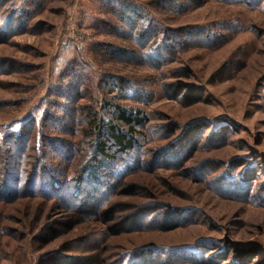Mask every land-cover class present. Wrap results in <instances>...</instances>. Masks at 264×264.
Masks as SVG:
<instances>
[{
    "label": "rangeland",
    "instance_id": "obj_1",
    "mask_svg": "<svg viewBox=\"0 0 264 264\" xmlns=\"http://www.w3.org/2000/svg\"><path fill=\"white\" fill-rule=\"evenodd\" d=\"M112 11L157 67L112 57L135 47ZM199 33L213 42L189 40ZM117 105L146 125L135 154L108 160L89 125H122ZM51 107L74 119L73 136L52 132L75 147L67 168L61 149L42 162L81 171L87 205L49 191L0 201V264H264V0H0V153Z\"/></svg>",
    "mask_w": 264,
    "mask_h": 264
},
{
    "label": "trees",
    "instance_id": "obj_2",
    "mask_svg": "<svg viewBox=\"0 0 264 264\" xmlns=\"http://www.w3.org/2000/svg\"><path fill=\"white\" fill-rule=\"evenodd\" d=\"M225 2L239 3L249 6L251 8H256L259 6L263 0H222ZM112 13H114L112 11ZM117 15L116 20L121 23L124 27L123 30L116 29V36L119 38L126 39L134 48L126 50H117L115 49L111 54L116 60H121L123 62H134L137 61L143 65L148 64L150 66L156 62H159L150 58H145L141 52L147 46L144 44L145 38H140L141 36L138 33V25L130 24L125 16L120 13H114ZM212 34H202L191 35L189 40L196 41L197 44H201V39H206L204 41L213 42L211 38ZM140 38V39H139ZM199 38V39H198ZM201 40V41H200ZM170 43V42H169ZM168 43L166 51L177 50L179 44L177 41ZM186 43V42H185ZM207 44V43H206ZM146 50V49H145ZM131 51V52H125ZM129 58V59H127ZM133 59V61H131ZM144 60V61H143ZM157 67V66H156ZM72 76V77H71ZM82 72L79 69H76L75 72L69 75L73 80V83L66 85L65 89L62 90L65 93L61 97L67 98V105L71 98L68 93L70 92H79L83 86V77ZM120 83V82H119ZM120 87L124 89V81L120 83ZM119 88V87H118ZM122 89V90H123ZM75 91V92H74ZM76 94V93H75ZM80 97V95H79ZM128 98V97H127ZM67 109V108H66ZM116 109V120L122 125H111L106 133H101L99 126L96 121V116L92 115V121L90 122L89 128L91 133L96 132L99 134L98 137L101 138L96 145L97 154L108 160H115L118 157H127L128 155L135 154L140 145L137 128L143 127L146 125V120L141 117V112L136 113L128 112L126 109L117 105ZM51 113L47 111L40 120L36 118H31L29 124L24 126L19 131H13L7 135L2 142L3 149H1L2 154L0 157L1 164L3 166L2 171H0V201L1 202H12L18 198L27 196V197H36L44 194L45 191L49 193H59L58 198L63 202H67L69 205L74 207H81L83 209L87 205L88 192L83 190L84 202L79 199L80 196H74V192L81 189L82 184L85 182V179H78V182H75V179L82 175L81 171L78 172L79 175L75 178H69L67 171L58 174V170L50 167L47 163L42 162V156L46 155L49 150L53 151L55 154H59L60 159L63 160V165L67 168L66 163L69 162L72 157L69 153L74 149L73 143L67 138H62L59 136H73L74 127L71 128V123L74 121L73 118L66 117L60 113L59 110H55L51 107ZM58 111V112H56ZM90 112V110H89ZM74 123V122H73ZM75 126V125H74ZM124 127V128H123ZM59 133L58 137L53 135L54 132ZM36 131V133H35ZM44 131V133H43ZM37 135V136H36ZM36 137L38 140H36ZM32 140L36 142V146L29 145ZM61 149V150H60ZM60 150V151H59ZM33 153V156L29 157L28 154ZM62 166V167H63ZM83 177V176H82ZM54 184L60 185L58 191L53 188ZM63 191V192H62ZM86 200V201H85ZM104 199H101L99 203L104 202ZM97 203V205H99Z\"/></svg>",
    "mask_w": 264,
    "mask_h": 264
}]
</instances>
